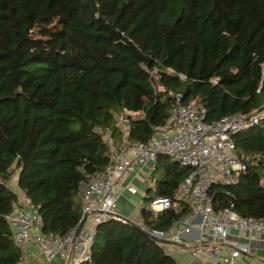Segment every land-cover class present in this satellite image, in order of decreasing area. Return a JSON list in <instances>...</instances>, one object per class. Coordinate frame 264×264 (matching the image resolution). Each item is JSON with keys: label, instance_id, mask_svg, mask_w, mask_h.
Here are the masks:
<instances>
[{"label": "trees", "instance_id": "1", "mask_svg": "<svg viewBox=\"0 0 264 264\" xmlns=\"http://www.w3.org/2000/svg\"><path fill=\"white\" fill-rule=\"evenodd\" d=\"M170 89L204 104L208 122L260 106L264 0H0V264L22 255L10 222L18 189L45 231L64 234L110 161L105 136L147 141L169 117ZM125 109L140 113L117 125ZM233 139L247 169L212 185L214 207L263 217L264 118ZM192 171L159 154L149 199L177 205L144 208L149 224L168 230L189 214L177 191ZM177 263L137 225L107 219L80 264Z\"/></svg>", "mask_w": 264, "mask_h": 264}, {"label": "built area", "instance_id": "2", "mask_svg": "<svg viewBox=\"0 0 264 264\" xmlns=\"http://www.w3.org/2000/svg\"><path fill=\"white\" fill-rule=\"evenodd\" d=\"M151 74L158 79V69H152ZM168 93L171 96L169 117L147 141L130 140L126 134L117 144L111 134L105 136L111 151L110 161L83 191L82 217L87 214V218L82 227L78 223L64 234L47 232L43 229L38 208L28 197L19 196L14 200L10 222L15 242L22 251L21 259L34 238L42 246L47 260L61 255L67 264L90 261L98 225L107 219L133 223L150 235L179 245L189 257L186 261L178 260L177 264H204L207 258L219 260L222 264H238L241 254L249 252L246 243L231 241L230 235L233 230L264 232V216L244 217L230 208L215 209L210 188L217 182H238L240 173L247 169V162L237 151L233 134L264 118V102L249 112L225 115L215 122H208L204 104L186 101L183 91L170 89ZM139 113L125 109L117 125L129 126V121ZM161 153L193 167L177 191L178 198L190 204V212L177 219L168 230L152 226L144 217L134 219L118 208L120 187L125 185L134 190L128 178L141 166L150 162L156 165ZM176 205L172 196L158 195L150 200L148 209L158 212ZM194 230L214 232L218 242H206L202 233L191 235ZM186 233L191 235L187 239ZM224 248L227 251L222 254Z\"/></svg>", "mask_w": 264, "mask_h": 264}, {"label": "crops", "instance_id": "3", "mask_svg": "<svg viewBox=\"0 0 264 264\" xmlns=\"http://www.w3.org/2000/svg\"><path fill=\"white\" fill-rule=\"evenodd\" d=\"M155 164L150 162L148 165L141 166L128 178V183L134 186V190H130L125 187V185L120 187V196L118 199L119 210L132 218L143 217L142 212L144 208H148V204L151 199L150 196L154 194L151 191V186L154 185V181L151 176L152 169ZM14 184L17 188V181L15 179ZM19 190L21 197H27L23 191ZM203 234L206 242L217 243L218 236L214 232H202L199 230H194L191 235L198 236ZM188 233L185 234L187 239ZM230 240L234 242L246 243L249 247V252H243L238 258V264H264V232H249L238 230H233L230 235ZM163 246L172 253L177 260L186 261L189 255L183 253L180 250L179 245L174 243H163ZM226 248L222 251L225 254ZM24 253V258L20 259L16 264H67L65 259L61 255L55 256L52 260H47L46 254L40 244L36 242L34 238H31L26 252ZM204 264H222L221 261L207 258Z\"/></svg>", "mask_w": 264, "mask_h": 264}, {"label": "water", "instance_id": "4", "mask_svg": "<svg viewBox=\"0 0 264 264\" xmlns=\"http://www.w3.org/2000/svg\"><path fill=\"white\" fill-rule=\"evenodd\" d=\"M87 218V214H84V216L82 217L81 221L79 222V226L82 227L86 221ZM142 229V228H141ZM143 230V229H142ZM145 231V230H144ZM151 237H153L155 240L162 242V243H171L170 240L167 239H163L161 237L155 236V235H151Z\"/></svg>", "mask_w": 264, "mask_h": 264}]
</instances>
